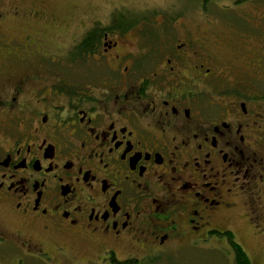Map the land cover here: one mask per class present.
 <instances>
[{
    "label": "flooded vegetation",
    "instance_id": "af4514ba",
    "mask_svg": "<svg viewBox=\"0 0 264 264\" xmlns=\"http://www.w3.org/2000/svg\"><path fill=\"white\" fill-rule=\"evenodd\" d=\"M230 1L193 19L0 0V253L261 264L264 0Z\"/></svg>",
    "mask_w": 264,
    "mask_h": 264
},
{
    "label": "rangeland",
    "instance_id": "374dc122",
    "mask_svg": "<svg viewBox=\"0 0 264 264\" xmlns=\"http://www.w3.org/2000/svg\"><path fill=\"white\" fill-rule=\"evenodd\" d=\"M19 1H22L23 5H25L26 7H30V5L33 4L31 0H8L7 4L16 3ZM203 1L205 0H46V3L58 8L61 12L69 10L74 11V9L76 8L77 12H90L95 13L96 16H105V14L109 11L120 12L124 10L125 12L132 14V16L139 17L141 13H146L148 14L147 16H151V18L157 15V13L155 12L157 9H162L164 6L175 5L177 7V10L183 11V13L185 10H188L191 14V18L197 19L200 16L198 8ZM213 1L218 0H210L207 10H204L206 13H219V11L217 10L218 6ZM222 1H226L228 3V1L230 0ZM36 4H39V2L37 1ZM241 234H246L243 239L246 248L250 253H254L255 249L262 246L261 242L254 240L252 237H247V235H253L252 231H248V228L244 227L241 231ZM7 245L5 249L10 250L11 247ZM3 255H5L4 259L2 258ZM183 256L184 260L188 259L190 264L221 263V256L219 257V254L217 253H215L214 256L211 257H203L199 255V253L190 254L188 252H183ZM0 258V264H16L15 262L17 260V256L13 251L0 253ZM261 264H264V260L261 262Z\"/></svg>",
    "mask_w": 264,
    "mask_h": 264
},
{
    "label": "trees",
    "instance_id": "16d2710c",
    "mask_svg": "<svg viewBox=\"0 0 264 264\" xmlns=\"http://www.w3.org/2000/svg\"><path fill=\"white\" fill-rule=\"evenodd\" d=\"M236 251H237V256L235 259V264H251L247 253H245L241 247L236 248Z\"/></svg>",
    "mask_w": 264,
    "mask_h": 264
}]
</instances>
